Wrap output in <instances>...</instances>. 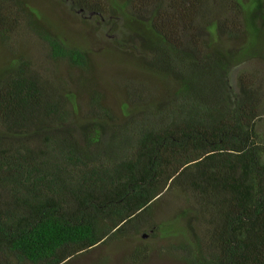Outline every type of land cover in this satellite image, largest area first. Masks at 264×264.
Returning a JSON list of instances; mask_svg holds the SVG:
<instances>
[{
  "label": "trees",
  "instance_id": "1",
  "mask_svg": "<svg viewBox=\"0 0 264 264\" xmlns=\"http://www.w3.org/2000/svg\"><path fill=\"white\" fill-rule=\"evenodd\" d=\"M52 1L105 26L144 78L113 107L90 48L32 0H0V264L141 235L180 264H264V92L231 82L264 61V0Z\"/></svg>",
  "mask_w": 264,
  "mask_h": 264
},
{
  "label": "rangeland",
  "instance_id": "2",
  "mask_svg": "<svg viewBox=\"0 0 264 264\" xmlns=\"http://www.w3.org/2000/svg\"><path fill=\"white\" fill-rule=\"evenodd\" d=\"M32 1L34 4L44 8V11L48 14L47 16L55 23L61 22L60 25L64 28L66 36L71 41L85 44L93 51L100 66L99 78L102 90L109 103L117 108L123 99V91L120 84L125 83L126 80L144 78L135 57L122 54L117 49H114L112 46L113 36L109 35L105 26L91 22L93 18L90 15L84 16L85 23L79 16L70 12L67 4L60 6L52 0ZM28 43L32 51L42 54L41 45L37 44L33 38H29ZM245 72L255 74L258 79L257 83L262 85L264 92V61L252 60L234 69L231 80L234 87L237 85L238 77ZM169 206V203H165L164 207L159 210L158 215L167 217L170 211ZM144 236L141 235L134 241L123 240L114 242L109 246H99L88 253L75 257L67 264H129L127 258L131 251L135 247L143 245H148L152 249L146 264H180L160 253V251L162 252L161 248H163L161 241L152 240L149 237L144 238Z\"/></svg>",
  "mask_w": 264,
  "mask_h": 264
},
{
  "label": "water",
  "instance_id": "3",
  "mask_svg": "<svg viewBox=\"0 0 264 264\" xmlns=\"http://www.w3.org/2000/svg\"><path fill=\"white\" fill-rule=\"evenodd\" d=\"M147 236L145 235L144 238H146Z\"/></svg>",
  "mask_w": 264,
  "mask_h": 264
}]
</instances>
